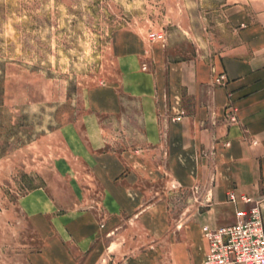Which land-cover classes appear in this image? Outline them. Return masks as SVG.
I'll list each match as a JSON object with an SVG mask.
<instances>
[{"label": "rangeland", "instance_id": "374dc122", "mask_svg": "<svg viewBox=\"0 0 264 264\" xmlns=\"http://www.w3.org/2000/svg\"><path fill=\"white\" fill-rule=\"evenodd\" d=\"M249 14L264 0H0V264H34L70 218L105 213L98 154L131 147L137 126L88 93L118 80L120 42L212 63ZM116 252L102 264L130 255Z\"/></svg>", "mask_w": 264, "mask_h": 264}, {"label": "crops", "instance_id": "0c3cea01", "mask_svg": "<svg viewBox=\"0 0 264 264\" xmlns=\"http://www.w3.org/2000/svg\"><path fill=\"white\" fill-rule=\"evenodd\" d=\"M252 17L238 23L232 51L212 63L120 42L118 80L90 90L88 105L133 116V145L95 161L105 213L70 218L34 264H102L100 254L110 257L114 246L130 252L119 264H205L204 227L233 225L248 208L243 197L260 202L264 220V17Z\"/></svg>", "mask_w": 264, "mask_h": 264}, {"label": "built area", "instance_id": "2783aa9c", "mask_svg": "<svg viewBox=\"0 0 264 264\" xmlns=\"http://www.w3.org/2000/svg\"><path fill=\"white\" fill-rule=\"evenodd\" d=\"M226 74L216 77V84L227 82ZM229 200L238 202L235 193ZM248 208L236 212L233 225L212 229L204 227L209 250L205 264H264V220L260 202L251 198L241 199Z\"/></svg>", "mask_w": 264, "mask_h": 264}]
</instances>
